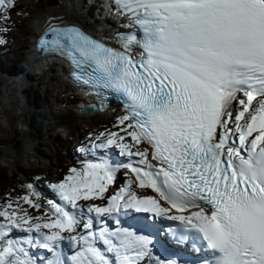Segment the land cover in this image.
I'll return each instance as SVG.
<instances>
[{
    "label": "snow or ice",
    "instance_id": "obj_1",
    "mask_svg": "<svg viewBox=\"0 0 264 264\" xmlns=\"http://www.w3.org/2000/svg\"><path fill=\"white\" fill-rule=\"evenodd\" d=\"M14 4L0 0V10ZM114 4L138 29L120 39L122 50L76 27L51 23L40 40L42 49L70 59L76 80L124 99L130 114L120 121L123 130L136 145L146 142L153 150L151 160L160 165L149 161L147 149L132 152L131 145L118 143L112 134L107 145L140 157L144 167L129 168L138 186L151 188L159 199L138 197L129 180L108 207H90L88 212L102 216L134 209L165 215L205 243L213 264H264V0ZM133 50L140 55L134 57ZM234 106L239 109L235 115ZM237 134L238 140L233 139ZM71 171L57 186L66 204H52L53 223L23 228L20 221L31 224L30 218L0 211L7 221L0 223V264H36L24 246L33 240L12 238L13 229L39 233L41 246L54 253L48 264H114L98 242L114 254L115 264H143L151 257L150 239L127 230L97 233L92 218L83 223L86 235L69 237L77 246L75 254L61 259L56 249L65 239L62 233H75L81 223L69 208L101 198L116 169L105 161ZM173 209L180 214L168 215ZM42 228L59 231L48 234Z\"/></svg>",
    "mask_w": 264,
    "mask_h": 264
},
{
    "label": "rangeland",
    "instance_id": "obj_2",
    "mask_svg": "<svg viewBox=\"0 0 264 264\" xmlns=\"http://www.w3.org/2000/svg\"><path fill=\"white\" fill-rule=\"evenodd\" d=\"M37 1L15 0L14 7H9L0 12V172H7L9 176L16 173L18 174L16 179L19 181L18 185L15 182V184L2 187V191H0V205L2 207L0 208L4 209L5 207L9 213L15 211L17 217L26 216V219L30 218L31 226L36 223H53L55 221L56 217L52 204L57 203L58 200L65 202L60 199L56 187L73 175L72 169L82 170L88 163L102 162L94 149L97 142L95 137L99 140L96 144L97 150L98 146L101 147V141L107 140L114 133L117 134L116 139L119 143L138 146L123 130L124 126L120 124L122 118L118 115H111L108 112L102 116H79L75 108L77 98H72L68 91L69 87H65V83L56 74H47L45 78L36 77L32 88L21 92L23 104L20 106L23 105V111L18 122V105L13 98L4 96L3 84L4 80L9 77L7 72L23 59L25 47L29 45L35 29L33 19L35 13H32L29 8V3ZM46 1L43 0L44 3ZM61 1L49 0L52 4ZM94 8L95 15H97L99 9L97 6ZM236 111L238 110H233V115L236 114ZM43 121L45 122L44 127ZM17 122L21 130L17 128ZM56 124H63L65 128L58 132L54 128ZM125 124L127 123L125 122ZM34 125L38 129L37 134L39 136H36L37 138L34 136ZM70 131H73L75 141L67 147L68 155L76 161L77 165L71 163L61 166L62 160L59 157L57 147L62 145ZM120 137L124 139L121 141ZM76 143L84 144V146L81 145L80 147ZM107 146L104 144L101 155L107 154ZM22 150L28 151L27 156L21 155ZM117 150L122 156L123 150L119 148ZM127 157L137 163L129 155ZM136 159L140 160V158ZM121 173L124 176H131V180H134V175L132 176L128 164L125 165V170ZM117 174L116 171L115 176ZM36 184L51 189L53 194L56 193L58 195L57 201L54 196L39 195L40 197H34L33 186L38 188ZM112 184L108 185L110 191L113 189ZM107 193L108 189L101 198L82 200V203L91 206L95 205L94 202L99 204ZM29 196L34 197L33 201L25 204L24 198ZM34 204L38 207H33ZM8 205L12 207L8 208ZM81 207L88 208L85 205H80L77 210H80ZM0 221L7 223L3 217H0ZM40 231L51 234L53 231L59 230L42 228ZM62 235L68 236L69 233H62Z\"/></svg>",
    "mask_w": 264,
    "mask_h": 264
},
{
    "label": "bare ground",
    "instance_id": "obj_3",
    "mask_svg": "<svg viewBox=\"0 0 264 264\" xmlns=\"http://www.w3.org/2000/svg\"><path fill=\"white\" fill-rule=\"evenodd\" d=\"M94 7H95L94 4H92L91 6L88 4V0H62L61 2L56 3V4L50 3L49 0H47L45 3L43 2V0H38L37 2H30L29 3V8L32 10V13H35V15L33 17L34 21H36V23L39 22L40 24H42L45 21L47 16L62 15L63 18L65 20H68L69 22L79 23L81 25L87 26L88 28L93 29L95 32L102 33V34L109 36V37L112 36V34L116 33V30H121L123 25L126 24L124 16H122V19H120L119 16H113L109 13H107L105 15V17H103L104 14L100 15V16L95 15V12H94L95 8ZM25 32H27V30H25ZM46 64H49V63H43V64L37 63L36 66H37V68H41V67H45ZM48 68L49 69L47 71H44L45 69H43V71H42L43 73L40 77L45 78L46 75L52 71L53 66L51 65ZM17 92H16V95H17L18 103H19L18 106H20V104H23V99L20 96L21 94L17 93ZM80 101H83V99H81ZM22 106H20V110L22 109ZM85 116H87V117L96 116V114H89V115H85ZM118 148L119 147L116 145H110V148H109L110 156L112 157V159L114 161V164L112 165L113 168H115V166L120 165V164L124 165L126 160H127V157H125V152L123 151V154L121 156L117 152ZM97 151H98L97 152L98 157L103 158V156L105 155V154L101 155V153L103 154V152H102L103 148L98 146ZM27 154H28V151H26V150L21 151V155L27 156ZM76 156H78V155L76 154ZM136 157L140 158L138 156H136ZM135 167H141V166L138 165ZM141 168H143V167H141ZM120 175H118V177ZM41 184H38V185L36 184L39 189L35 186V188L38 191V194L36 195V197H40L41 195H44L47 197H53L54 196L53 191L51 189L49 190V188L46 189L43 185L40 187L39 185H41ZM112 186H113L112 191H110V187H108L107 196L103 199V202H104L103 204H106L108 206H109L111 197H113L118 190H121L120 189L121 188V181H120V183H119V181H116V183H114ZM57 204L65 205L66 203L58 200ZM77 204H78V206L85 205L88 208H90V207L92 208V207L97 205L96 202H94L95 205H93V206H91L90 204L89 205L83 204L82 200L78 201ZM77 208H75L76 210H74V211L70 210L72 208H69V210L72 212L73 215H76L79 219H81V222H82V216L88 212V208L81 207V208H83L82 213L80 210H77Z\"/></svg>",
    "mask_w": 264,
    "mask_h": 264
},
{
    "label": "trees",
    "instance_id": "obj_4",
    "mask_svg": "<svg viewBox=\"0 0 264 264\" xmlns=\"http://www.w3.org/2000/svg\"><path fill=\"white\" fill-rule=\"evenodd\" d=\"M73 136H75L73 131H70V138L67 140H64L62 145L61 146L58 145V147H57V149L59 150V157L62 160L61 166H66V165H69L71 163L77 164L67 154V147L69 146V144L71 142L75 141ZM17 176H18V174H16V173L9 176L7 172H4V173L0 172V191H2V187L5 185H12V184H15V182H16V185H18L19 181H18V179H16ZM45 178H48V177H45ZM33 188H34V196H36L38 194V191L35 188V186H33ZM28 198H29V200H31V196H29ZM0 199H1V197H0ZM27 202L28 201L25 200V203H27Z\"/></svg>",
    "mask_w": 264,
    "mask_h": 264
},
{
    "label": "water",
    "instance_id": "obj_5",
    "mask_svg": "<svg viewBox=\"0 0 264 264\" xmlns=\"http://www.w3.org/2000/svg\"><path fill=\"white\" fill-rule=\"evenodd\" d=\"M11 83H5L4 86H3V89L4 91L6 92V94L11 97L12 96V93L10 91L11 89ZM96 111V107L94 105H91V106H88V107H85L81 110V112L83 114H89V113H92V112H95ZM22 111L19 113V116L21 115Z\"/></svg>",
    "mask_w": 264,
    "mask_h": 264
}]
</instances>
